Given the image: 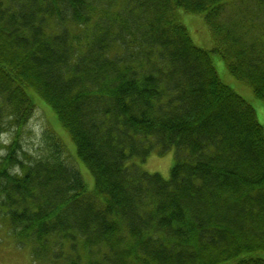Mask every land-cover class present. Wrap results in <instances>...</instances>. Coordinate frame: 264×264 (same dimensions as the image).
I'll return each instance as SVG.
<instances>
[{
	"label": "trees",
	"instance_id": "trees-1",
	"mask_svg": "<svg viewBox=\"0 0 264 264\" xmlns=\"http://www.w3.org/2000/svg\"><path fill=\"white\" fill-rule=\"evenodd\" d=\"M211 55L264 104V0H0V222L28 264H264V128ZM36 102L73 154L49 125L24 150ZM171 151L167 180L128 164Z\"/></svg>",
	"mask_w": 264,
	"mask_h": 264
},
{
	"label": "rangeland",
	"instance_id": "rangeland-1",
	"mask_svg": "<svg viewBox=\"0 0 264 264\" xmlns=\"http://www.w3.org/2000/svg\"><path fill=\"white\" fill-rule=\"evenodd\" d=\"M181 22L188 30V33L193 43L204 50L210 51L214 47V43L211 39L209 31L204 24L202 17L194 15H184L181 13ZM211 60L221 81L233 89L239 96H241L246 102H248L256 111L259 124L264 128V104L255 99L252 95V91L249 87H246L237 83L227 72L225 64L222 59L217 55H211ZM38 108L33 115L32 121L29 123L27 132L24 138L23 147L30 155H36L42 145L43 137L42 131L47 125L53 127V129L61 136L65 142L69 152L73 154L74 146L71 144L69 138L62 131L56 119L45 108V105L41 102H36ZM69 153V154H70ZM128 164H137L142 172L147 174H159L163 179L169 178V172L174 164V152L171 151L163 156L151 155L147 160H130ZM80 171L83 177L91 185V178L86 169ZM7 230L4 226H1L0 222V264H28L27 252L19 249L13 243L12 238L7 236Z\"/></svg>",
	"mask_w": 264,
	"mask_h": 264
}]
</instances>
